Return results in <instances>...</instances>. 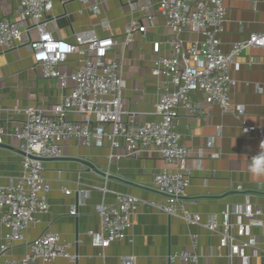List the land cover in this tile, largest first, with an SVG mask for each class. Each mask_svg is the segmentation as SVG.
<instances>
[{"label": "crops", "instance_id": "obj_1", "mask_svg": "<svg viewBox=\"0 0 264 264\" xmlns=\"http://www.w3.org/2000/svg\"><path fill=\"white\" fill-rule=\"evenodd\" d=\"M95 1L89 0L87 6ZM146 1L157 7V0H103L99 13H90L83 11L87 6L79 0H68L65 4L55 0L50 14L54 19L48 22V29L57 40L75 43V34L95 30L101 37L112 34L121 43L129 21L132 18L142 21L147 27L146 34H135L125 49L121 45L114 51L115 56L123 53L125 62L123 109L131 112L137 123L159 121L154 114L162 86L152 75L154 45L161 44L162 55L170 54L165 17L156 13L155 20L150 22L136 8ZM184 1L192 4L195 0ZM129 2L135 5L134 11L128 7ZM225 5L226 22L220 34L224 54L252 35H264V0H226ZM16 10V0H0L2 18L19 23ZM106 21L110 32L104 28ZM23 24L24 32V27L31 23ZM37 37L31 31V39L35 41ZM198 37L192 28L181 35L186 47ZM82 63L79 55H72L61 70L75 72ZM231 76L235 81L231 104L237 112L241 110L239 116L212 105L200 114L180 110L175 122L183 145L193 150L188 163L190 184L186 202L191 212L201 215L200 225H188L179 217H169L149 204H141L127 240L115 242L104 251L92 247L88 232L101 228L97 213L100 204H115L121 194L147 203L164 202L165 197L155 188L154 177L166 169L173 171L174 166L158 154L110 160L112 149L107 138L103 145L93 147L72 140L65 144L62 158L44 162L43 177L51 186L49 212L28 230L26 242L15 244L0 257V263L7 258L21 261L29 253L30 243L45 233H55L62 243L70 245L68 253L75 259L58 258L52 264H120L121 257L135 258L134 264H172L170 257L185 250L199 255L200 264H264L263 229L248 227L244 234L238 229L240 225L249 226L253 219L264 224V176L255 177L250 172V156L264 146V48L243 51L231 66ZM71 87L72 82L69 89L61 92L55 81L42 79L25 45L13 51L0 50V126L11 131L25 121L24 110L28 107L52 110L61 102L62 93H69ZM195 97L202 98L201 94ZM123 119L127 121L128 116ZM243 121L263 134H245ZM120 143L123 145L122 140ZM17 147L18 142L10 137L0 145V186L20 182L25 156ZM64 188L71 194L66 195ZM73 206L78 208L77 216L70 215ZM212 217L220 232L226 220L233 224V247L204 227ZM5 235L6 230L0 228V245ZM243 243L248 246L242 247ZM35 264L44 263L38 260Z\"/></svg>", "mask_w": 264, "mask_h": 264}, {"label": "built area", "instance_id": "obj_2", "mask_svg": "<svg viewBox=\"0 0 264 264\" xmlns=\"http://www.w3.org/2000/svg\"><path fill=\"white\" fill-rule=\"evenodd\" d=\"M54 1L16 0L19 23H12L0 15V50L13 51L25 45L32 53L35 69H39L42 79L55 81L61 92L69 89L70 82L73 83L70 92L62 93L61 102L52 110L28 107L24 110L25 121L11 131L0 126V145L10 137L18 142L17 148L25 156L20 182L0 186V228L6 230L0 245V257L15 244L26 242L28 230L40 221L41 215L49 212L51 186L43 177L44 162L62 158L65 144L72 140L81 146L93 147L103 145L107 138L112 149L110 160L158 154L167 164L174 166L173 171L166 169L154 177L155 188L165 197L164 202L147 203L121 194L115 204H100L97 213L101 228L97 232H88L92 247L104 251L115 242L127 240L133 217L141 204H149L169 217H179L188 225H200L201 215L191 212L186 202L190 184L188 163L193 150L183 145L175 122L180 110L200 114L206 106L212 105L239 116L242 112L233 108L230 98L235 87L231 66L246 49L264 48V35H252L248 41L235 44L229 54H224L220 34L226 22V0H195L192 4L184 0H157L156 8L150 1L136 5L144 20L153 22L156 13L165 17L169 32L166 44L170 49L169 55H162L161 44L154 45L156 59L152 75L162 86L154 114L159 121L137 123L134 115L123 109L125 62L123 53L115 56L114 51L121 45L125 49L135 34H146L147 27L142 21L132 18L121 43L114 35L101 37L95 30L75 34V43L57 40L48 29V22L54 19L50 17ZM60 1L65 4L68 0ZM79 1L85 6L89 2ZM102 4L103 0H96L83 11L99 13ZM128 7L133 11L136 9L131 2ZM25 22L31 25L25 26L23 32L21 27ZM104 28L111 31L107 21ZM189 28L199 37L186 47L181 35ZM31 31L37 34V40L31 39ZM72 55H79L83 63L75 72H63L61 67ZM197 94L202 98L195 97ZM125 115L128 116L127 121L123 119ZM242 128L245 134H263L244 121ZM260 151L250 156V160ZM63 192L71 194L66 188ZM77 214L78 208L73 206L70 215ZM204 227L228 240L233 247L231 231L234 226L229 220L223 223L222 232L217 230L213 217ZM248 227H261L264 234V224L258 220L253 219L249 226L240 225L238 229L244 234ZM193 245L195 249V241ZM247 246L242 244V247ZM69 249L70 245L62 243L57 234L45 233L30 243L29 253L21 261L7 258L0 264H35L38 260L52 264L58 258L74 260L75 257L68 253ZM134 262L133 257L120 258V264ZM170 262L200 264V257L192 250H185L173 254Z\"/></svg>", "mask_w": 264, "mask_h": 264}, {"label": "clouds", "instance_id": "obj_3", "mask_svg": "<svg viewBox=\"0 0 264 264\" xmlns=\"http://www.w3.org/2000/svg\"><path fill=\"white\" fill-rule=\"evenodd\" d=\"M250 172L255 177L264 176V149L253 158Z\"/></svg>", "mask_w": 264, "mask_h": 264}]
</instances>
